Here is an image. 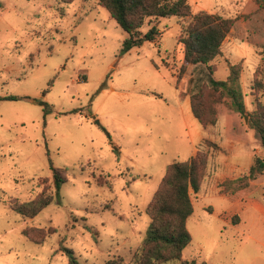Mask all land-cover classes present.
<instances>
[{
    "label": "rangeland",
    "instance_id": "obj_1",
    "mask_svg": "<svg viewBox=\"0 0 264 264\" xmlns=\"http://www.w3.org/2000/svg\"><path fill=\"white\" fill-rule=\"evenodd\" d=\"M189 2L194 14L237 18L212 68L226 80L227 62L242 67L252 114L256 99L264 103V7L253 0ZM154 24L161 31L155 41L122 53L129 34L98 0H0V264H68L62 248L80 264L114 257L131 263L168 166L198 151L209 154V167L199 193L191 191L192 242L183 259L264 264V175L236 194L224 184L249 174L264 155L249 116L220 104L218 123L204 128L190 100L198 70L189 65L177 80L187 22L155 20L141 34ZM52 167L69 171L60 192ZM43 193L54 201L35 218L10 207ZM39 230L53 232L42 245L25 235Z\"/></svg>",
    "mask_w": 264,
    "mask_h": 264
},
{
    "label": "trees",
    "instance_id": "obj_2",
    "mask_svg": "<svg viewBox=\"0 0 264 264\" xmlns=\"http://www.w3.org/2000/svg\"><path fill=\"white\" fill-rule=\"evenodd\" d=\"M71 4L75 0H57ZM264 7V0H253ZM99 5L106 9L111 18L129 34L123 43L122 53H128L135 47L146 42H153L159 35L157 24L145 33L141 29L155 20L176 17L187 22L178 38V44L184 49L185 65L179 70L178 82L184 78L187 67L193 66L198 73L190 80V100L194 117L204 127L215 126L219 120L217 105L225 104L229 111L242 116H249L247 126L253 130L256 139L264 149V103L256 99V110L248 114L245 95L241 86L242 67L227 62L228 78L217 80L212 63L223 55L222 45L236 25L237 18H225L206 11L193 13L189 0H98ZM260 70H258V74ZM257 81V80H256ZM261 88L264 83L260 82ZM256 91H258L256 89ZM5 100L16 101L9 97ZM208 146L220 147L210 141ZM209 154L198 151L189 160L174 162L167 168L166 175L149 204L147 213L151 219L146 238L142 246L134 254L131 263L124 258L114 257L106 264H199L196 261L183 259V253L192 242L187 222L194 214L191 191L199 193L207 176ZM54 185L57 192L68 182V168L52 167ZM264 175V155L256 156L249 174L224 182L232 194L246 190L252 181ZM100 185L104 183L100 182ZM54 196L41 194L35 200L20 203L10 202L11 209L25 218H35L52 204ZM238 223V222H236ZM48 234L43 230L32 237L25 231L26 237L35 244L42 245ZM69 254L68 264H80L74 252L62 248ZM206 264V263H202Z\"/></svg>",
    "mask_w": 264,
    "mask_h": 264
},
{
    "label": "crops",
    "instance_id": "obj_3",
    "mask_svg": "<svg viewBox=\"0 0 264 264\" xmlns=\"http://www.w3.org/2000/svg\"><path fill=\"white\" fill-rule=\"evenodd\" d=\"M231 32H233V31H231ZM161 33V31L159 30V34ZM231 34V33H230ZM209 171H210V169H209ZM211 173V172H210Z\"/></svg>",
    "mask_w": 264,
    "mask_h": 264
},
{
    "label": "water",
    "instance_id": "obj_4",
    "mask_svg": "<svg viewBox=\"0 0 264 264\" xmlns=\"http://www.w3.org/2000/svg\"><path fill=\"white\" fill-rule=\"evenodd\" d=\"M247 120H248V118H247ZM246 122H248V121H246Z\"/></svg>",
    "mask_w": 264,
    "mask_h": 264
}]
</instances>
